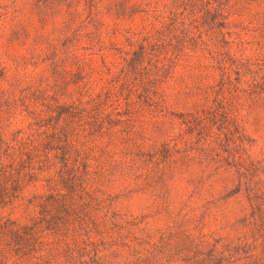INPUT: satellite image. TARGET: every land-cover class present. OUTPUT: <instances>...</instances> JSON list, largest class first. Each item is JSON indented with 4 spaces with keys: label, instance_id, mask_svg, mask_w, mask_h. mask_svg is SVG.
Listing matches in <instances>:
<instances>
[{
    "label": "rangeland",
    "instance_id": "obj_1",
    "mask_svg": "<svg viewBox=\"0 0 264 264\" xmlns=\"http://www.w3.org/2000/svg\"><path fill=\"white\" fill-rule=\"evenodd\" d=\"M48 1L57 2L38 8V0H0V101L17 105L10 114L0 110L6 134L26 125L24 103L40 110L56 92L72 101L99 89L100 45H122L126 29L142 25L132 7L152 2L166 21L175 10L164 6L173 0H100L94 9L86 0ZM223 7L209 15L195 9L203 41L212 44L187 49L194 56L154 88L162 110L145 106L129 127L115 115L112 134L97 141L65 229L50 238V264H264V0ZM183 16L189 26L193 17ZM68 25L77 38L62 62ZM224 55L232 58L226 66H241L232 71L239 90L227 95L228 113L213 118L209 131L184 123L179 116L193 103L213 104L216 93L188 92L220 81ZM44 185H29L0 213L30 224L40 208L29 201L50 193Z\"/></svg>",
    "mask_w": 264,
    "mask_h": 264
},
{
    "label": "trees",
    "instance_id": "obj_2",
    "mask_svg": "<svg viewBox=\"0 0 264 264\" xmlns=\"http://www.w3.org/2000/svg\"><path fill=\"white\" fill-rule=\"evenodd\" d=\"M40 2L35 3L38 8L54 6L57 1ZM99 2L86 0V5L94 9ZM225 4L228 0H173L171 4H164L167 9H175L169 21L161 19L163 15L157 12L158 5L152 2L140 8L135 5L130 16L141 12V27L126 29L128 35L122 45L114 42L109 47L100 45L102 64L97 70L101 85L96 92L81 91L72 101H62L56 92L51 101L41 103L40 110L24 103L21 112H25L28 121L23 128L6 134L5 125H0V209L23 199L21 193L26 187L39 181L45 182L50 192L35 194L30 199L31 204L40 208L30 224L0 213V264H8L13 257L17 263L30 257L38 260L36 264L51 263V254H47L51 250L50 238L65 229L70 202L88 180L89 160L97 141L112 134L115 115L126 116L116 121L125 122L129 127L145 106H153L152 111L162 110L161 101L153 103V95L158 93L154 88L180 60L194 56L187 49L196 52L201 45L212 44L203 41L205 32L195 18V9H205V14L209 15L212 10L218 13L224 9ZM187 11L193 17L189 26L183 18ZM69 28L70 25L66 26L62 33L66 54L68 46L77 38L76 34H67ZM105 49L109 52H104ZM208 51L212 53L211 49ZM71 57L67 54L60 61L66 62ZM223 57L219 66L222 67L220 81L215 85L193 86L188 92L196 95L216 93L213 104L193 103L179 116L184 123L201 125L209 131L213 118L228 113L227 95L239 90V78H233L232 71L240 74L241 66L238 64L234 70L225 65L232 58ZM197 65L202 67L203 64L200 61ZM0 76L5 78L4 68ZM16 107V103L0 101V110L8 114ZM10 118L9 115L7 120Z\"/></svg>",
    "mask_w": 264,
    "mask_h": 264
}]
</instances>
